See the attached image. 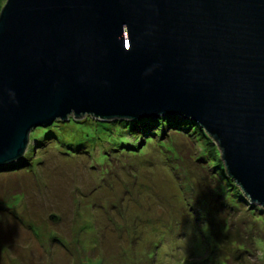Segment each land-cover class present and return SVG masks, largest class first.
I'll return each instance as SVG.
<instances>
[{"label":"water","instance_id":"95a60500","mask_svg":"<svg viewBox=\"0 0 264 264\" xmlns=\"http://www.w3.org/2000/svg\"><path fill=\"white\" fill-rule=\"evenodd\" d=\"M179 115L264 209V0H5L0 165L68 116Z\"/></svg>","mask_w":264,"mask_h":264},{"label":"rangeland","instance_id":"374dc122","mask_svg":"<svg viewBox=\"0 0 264 264\" xmlns=\"http://www.w3.org/2000/svg\"><path fill=\"white\" fill-rule=\"evenodd\" d=\"M53 141L35 151L26 170L0 171V264H182L193 258L201 264L212 254L216 244L201 232L203 221L197 222L201 206L189 203H216L206 187L207 181L218 184L205 172L211 166L194 161L204 148L175 135L169 160L148 146L141 155L110 156L101 164L93 139L85 141L89 152L72 155L61 154ZM168 162L179 174H190V190L181 188ZM230 182L221 188L225 194L240 190ZM150 242L157 246L152 263L145 257ZM253 253L241 264L264 263V248ZM225 264L238 263L229 257Z\"/></svg>","mask_w":264,"mask_h":264},{"label":"trees","instance_id":"16d2710c","mask_svg":"<svg viewBox=\"0 0 264 264\" xmlns=\"http://www.w3.org/2000/svg\"><path fill=\"white\" fill-rule=\"evenodd\" d=\"M64 128L67 129L64 130ZM99 134L109 135V137L107 140H103ZM175 135L177 138L191 143L195 149H198V146L204 148L200 151L199 156L194 154V161L197 164L200 162V165L206 168L211 166L209 170L205 169V172L208 171L206 173L211 174L218 181V188L212 182H206V187L211 193L213 192L215 204H213L214 202L210 203L209 200L208 202L206 200L199 202L196 199H189V203L194 201L195 204L201 206L198 208L197 216L198 223L203 221L200 230L209 242L216 244L212 254H207V258L201 264H225L229 257L238 264L250 260V255L255 254L253 251L256 249L261 251L264 248V212L258 205L250 203L240 190H236L233 194L232 191L226 194L221 191L223 186L232 185V183L228 176L223 173V168L217 158L215 143L198 124L196 125L188 118L185 119L176 114L129 120L120 118L102 120L89 115L77 118L68 116L66 120H54L50 125L38 126L31 131L28 137L31 144L28 145L27 151L16 162L0 165V171L26 170L32 164L31 156H36L34 155L35 151L50 138L54 140L52 147L57 148L61 154L69 153L71 155L77 152H89V147L85 141L92 142L93 139L94 147L98 150L97 160L99 159L101 164H108L112 158L110 156L119 154L129 157L141 155L148 146L155 148V154L158 157L164 154L166 160H169L166 153L174 152L172 139ZM107 146L111 148L107 150ZM169 166L174 171V177L181 183V188L190 190V174L186 171L179 174L175 171L176 166L173 164H169ZM188 215H190L189 219H193L194 213ZM258 221L260 226L256 225ZM147 248L145 257L152 259V263L157 246L150 242ZM198 248L193 249L192 252H197ZM241 255L247 257H241ZM196 256L202 257L201 254ZM192 260L197 264L200 263V259L193 258ZM192 260L184 259L182 264H193L191 263Z\"/></svg>","mask_w":264,"mask_h":264}]
</instances>
